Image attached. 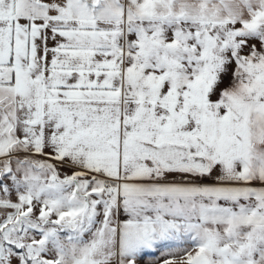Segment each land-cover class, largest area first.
<instances>
[{
    "label": "snow or ice",
    "instance_id": "obj_1",
    "mask_svg": "<svg viewBox=\"0 0 264 264\" xmlns=\"http://www.w3.org/2000/svg\"><path fill=\"white\" fill-rule=\"evenodd\" d=\"M0 264H264V0H0Z\"/></svg>",
    "mask_w": 264,
    "mask_h": 264
}]
</instances>
